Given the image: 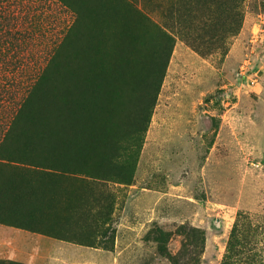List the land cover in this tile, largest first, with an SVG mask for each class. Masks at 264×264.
<instances>
[{"label":"rangeland","instance_id":"rangeland-1","mask_svg":"<svg viewBox=\"0 0 264 264\" xmlns=\"http://www.w3.org/2000/svg\"><path fill=\"white\" fill-rule=\"evenodd\" d=\"M64 1L81 54L36 100L31 139L24 113L1 149L12 246L31 238L37 264H264V0ZM15 11L27 43L6 98L0 80V137L75 20L54 0Z\"/></svg>","mask_w":264,"mask_h":264},{"label":"trees","instance_id":"trees-1","mask_svg":"<svg viewBox=\"0 0 264 264\" xmlns=\"http://www.w3.org/2000/svg\"><path fill=\"white\" fill-rule=\"evenodd\" d=\"M16 1L17 0H0V80H3L2 89H3L4 98L8 96L10 92V87H12V85L16 83V80L19 79V76H20V73L18 72L19 69L11 68L10 65L12 63H16V64L21 63L22 60L18 56L17 49L18 47L27 43L26 39L23 36L24 33H20L19 30L17 29V27H19V24H18V20L16 16V11H15ZM54 1L70 9L72 14L75 15V20L71 24V26L67 28L60 42L54 45L52 52L46 61V64L42 67L40 71H38L37 74L34 75V77L32 78V82H31V76H30L29 77L30 80L28 81L26 86L22 87L23 93H22V97L20 101L18 102V108L14 112V115L10 121L9 126L4 130V132L2 133V136L0 137V160H5L3 159V156L1 155V149H2L3 144L6 143V141L8 140V136H9V140L12 137L10 134H8L9 133L8 128H10V126L14 123V121L20 115H23L24 113H25L24 116L26 117V119L31 118L30 111L34 107L36 100L41 99L39 98V96L43 92L44 88L46 86H49L52 83V81H54L55 75L61 69V66L64 60L66 59L67 57L66 55H68L69 51L72 49L73 51H76V53L72 51V53L75 54L74 60L71 65L72 67H74L73 65L77 63L78 56L81 54L79 53V50H77L78 49L77 42H79L82 36V33L84 31L79 21V16L82 15L81 14L82 9L72 4H65L64 0H54ZM75 43H76V46L74 45ZM57 55L59 56V58L61 59L63 58L62 63L56 70L55 69L48 70L47 67L50 68L51 63L54 61V58H56ZM67 59H68L67 61L70 62L71 58H67ZM53 67L54 65L52 66V68ZM70 69L72 72L67 76V84H68L69 89L74 90V88L77 87V83L80 85L79 74H78L77 69L75 68H70ZM22 72L23 71H21V73ZM123 76L124 74H121V72L120 73L118 72L116 73V76L114 77V79L118 80ZM82 79H85L83 80V82H86V80L88 79L87 75L85 74L84 78ZM96 85H92V87L89 85H83V86L88 87L90 90L93 91L97 89ZM30 105H31V108H30ZM27 123L28 122H26L25 124ZM30 126H31V119L29 120L28 126L24 129H21L20 135L18 136V137H21L20 140L22 139L30 140L31 139L30 135H27L26 133L30 129ZM28 145L29 144H26L25 146L23 145L22 146L23 149L30 150V147ZM31 152L35 154L36 153L39 154V152H36L34 150H31ZM45 156L50 157V158L52 157L58 160H63V161L67 160V158H62L60 156H54L50 154H45ZM12 182L15 183L16 181H12ZM22 182H25V181H22ZM37 194L38 193H33V192L29 193V197H28L29 200H31V198L34 199L36 196H38ZM237 224L238 222L236 221V223L233 225V229H232L231 237H230L231 240L235 236ZM229 249H230V246H229Z\"/></svg>","mask_w":264,"mask_h":264},{"label":"crops","instance_id":"crops-1","mask_svg":"<svg viewBox=\"0 0 264 264\" xmlns=\"http://www.w3.org/2000/svg\"><path fill=\"white\" fill-rule=\"evenodd\" d=\"M0 231V241H8V246H2L3 250H7V253H4L0 256V262L4 264H37L36 261L33 260V256L31 255V238L29 240L28 250L23 249L22 251L13 247L12 243L21 235L17 233V231H12L10 229L2 228ZM13 241V242H12ZM27 251V253H23V251ZM0 263V264H1Z\"/></svg>","mask_w":264,"mask_h":264},{"label":"bare ground","instance_id":"bare-ground-1","mask_svg":"<svg viewBox=\"0 0 264 264\" xmlns=\"http://www.w3.org/2000/svg\"><path fill=\"white\" fill-rule=\"evenodd\" d=\"M91 124H93V123H91ZM87 130H88V131L90 130L89 127H87ZM98 130L100 131V128H98Z\"/></svg>","mask_w":264,"mask_h":264}]
</instances>
